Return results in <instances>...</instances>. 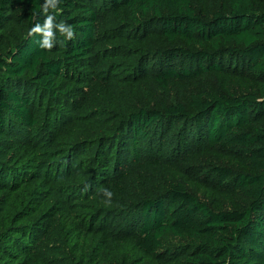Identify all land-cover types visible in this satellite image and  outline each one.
Masks as SVG:
<instances>
[{"label": "trees", "instance_id": "16d2710c", "mask_svg": "<svg viewBox=\"0 0 264 264\" xmlns=\"http://www.w3.org/2000/svg\"><path fill=\"white\" fill-rule=\"evenodd\" d=\"M43 3L0 0V264H264V0H63L51 51Z\"/></svg>", "mask_w": 264, "mask_h": 264}, {"label": "rangeland", "instance_id": "374dc122", "mask_svg": "<svg viewBox=\"0 0 264 264\" xmlns=\"http://www.w3.org/2000/svg\"><path fill=\"white\" fill-rule=\"evenodd\" d=\"M204 3H205V8L209 9L210 2H203V4ZM100 19H101L102 28L103 27H110L113 24V21H114L113 16L109 15L108 12L101 13ZM109 46H110V44H108V43L100 44V47L102 49H105V48H107ZM132 50H135V52H136V50H139V47L137 45H132ZM122 58L126 59V57L124 56L123 53L120 54V55L116 54V57L109 56V57H107L108 60H105L102 63V66L105 67V66L109 65L111 68H115V67H112L111 65L113 63H115L117 60H120ZM116 66H118V65H116ZM213 80H214V78L210 77V78H207V79H199L197 81H192V82H189L187 84H181L178 88L172 89L171 91H168L167 93H164V95L168 96V93H169L171 96H174V97L175 96L176 97H182L184 94L188 93V91H194V90H198V89H202V88L203 89L207 88L211 84V82ZM227 81H228L229 85L231 86V88H233L234 90H237V91L249 90V86L247 85L246 82L237 81V79L235 77H233V76H231L229 78V80H227ZM105 119H106V117L103 116L102 118L98 119L97 121L102 124V122ZM163 146L165 147L164 150H168V148H167L168 145L165 144V142H164ZM215 153L217 155H219L221 163L230 164V165H233V166L235 164H237V162L234 159V157H232V155L230 154V151H228L226 149H216ZM142 159H143V157H142ZM111 220H113V219H111ZM121 221H122L121 218L117 219V222H121ZM179 244H180V241L178 239L169 238L167 240V246L165 248L166 249H169V248L173 249V248H176ZM121 248H122L121 252L118 250V253L120 254V256L122 258L128 259L130 261H132V259H136V258H137V260L140 259V257L138 258V256H139L138 253L136 251H134L131 247L123 246ZM65 256H68V255L67 254L62 255V258L60 259L61 261L57 262V263L67 264V263H65L67 261L64 262V260H66V259H64ZM138 262H140V261L138 260V261H136L133 264H139Z\"/></svg>", "mask_w": 264, "mask_h": 264}, {"label": "clouds", "instance_id": "9594fccd", "mask_svg": "<svg viewBox=\"0 0 264 264\" xmlns=\"http://www.w3.org/2000/svg\"><path fill=\"white\" fill-rule=\"evenodd\" d=\"M61 3H63V0H44L39 12L33 13V15H43L44 19L42 23L35 22L27 35L28 37L39 36L40 39L37 44L41 49L51 51L55 47L57 32L67 40H71L75 35V30L71 24L64 21L57 22L56 13L59 11ZM88 187V185H85L84 190L87 191ZM102 191L105 197L103 201L105 206H111L114 193L107 188Z\"/></svg>", "mask_w": 264, "mask_h": 264}]
</instances>
